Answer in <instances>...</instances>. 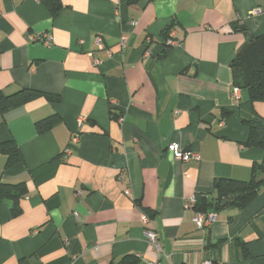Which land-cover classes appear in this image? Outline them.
Returning a JSON list of instances; mask_svg holds the SVG:
<instances>
[{
    "label": "crops",
    "instance_id": "1",
    "mask_svg": "<svg viewBox=\"0 0 264 264\" xmlns=\"http://www.w3.org/2000/svg\"><path fill=\"white\" fill-rule=\"evenodd\" d=\"M61 1L53 17L40 0H0V92L38 93L0 109V184L27 188L20 214L0 197V264H113L128 254L140 264H264V188L205 228L189 204L217 178L249 180L264 158L246 146L244 123L254 110L264 116V100L244 89L236 99L230 67L248 38L231 22L264 34V0ZM171 24L176 46L165 43ZM6 142L23 161L7 164ZM171 144L200 159L183 161Z\"/></svg>",
    "mask_w": 264,
    "mask_h": 264
},
{
    "label": "trees",
    "instance_id": "2",
    "mask_svg": "<svg viewBox=\"0 0 264 264\" xmlns=\"http://www.w3.org/2000/svg\"><path fill=\"white\" fill-rule=\"evenodd\" d=\"M50 10L53 17H56L64 5L61 0H40ZM131 3L137 0H129ZM167 27L168 30L172 27ZM236 31L247 34L246 42L237 51L230 67L234 85L240 89L247 90L250 100L255 103L264 100V34L249 35L244 23L239 21L231 22ZM38 97L37 91L20 90L15 94L0 92V109L7 110L11 106L26 103ZM51 101H58V96H49ZM58 116L52 115L36 122V129L42 133L52 128ZM249 127V136L245 142L248 147H258L264 151V116L257 111L244 120ZM1 150L7 156V164L12 165L23 161L20 148L14 142H6L1 145ZM264 188V158L262 162L256 163L253 174L249 180H237L232 178H217L213 191L200 193L196 196L193 206L196 212L216 214L225 209L246 207L256 198L261 189ZM27 193L25 184H17L12 187L0 184V197H10L13 201V211L20 214V199ZM113 264H140L138 257L128 254Z\"/></svg>",
    "mask_w": 264,
    "mask_h": 264
},
{
    "label": "built area",
    "instance_id": "3",
    "mask_svg": "<svg viewBox=\"0 0 264 264\" xmlns=\"http://www.w3.org/2000/svg\"><path fill=\"white\" fill-rule=\"evenodd\" d=\"M260 12V9L257 11ZM40 40H42V42H44L45 45H51L53 43L52 38L47 35L44 34V36L40 37ZM148 42H151V39L148 38ZM95 43L97 45L98 48L100 49H104L105 48V42L104 39L101 35H98L95 38ZM128 40L127 38L123 37L121 39V47L122 49L125 48L127 46ZM165 43L167 45H171V46H176L179 45L180 42L178 39L175 38V31L172 29V27L168 30V35L165 38ZM107 53L109 56L112 55V51L107 49ZM146 54L148 56H150V52L147 50ZM95 66L96 65H100L101 61L100 59H95L94 63ZM233 96L236 99H239L240 97V88L237 87L236 85L233 87ZM111 105L114 108L117 105L116 100H111ZM116 120L121 123L124 120L123 115H119L116 117ZM84 121V117H80L78 120V124L79 126L82 125ZM81 139V134L79 133V131L74 132L73 136H72V140L71 143L72 144H76L78 141H80ZM169 151L174 153L175 155H180L181 159L185 162H188L190 160H195L198 161L200 159V156L198 153L192 151V150H184L179 144H171L169 146ZM124 177V174H120V178ZM81 193L78 192V195H80ZM196 202V198H191L189 201L190 206L194 205ZM76 217L79 218L78 213H75ZM149 216L146 214V216H144V221L146 223H148V218ZM215 219V214L213 213H201V212H196L195 217L193 218L194 222H196V224L200 227V228H205L206 226H209L212 224V222ZM145 237L147 238L148 242L154 246V248H156L157 250L161 249V242H160V237L157 231L150 229V228H146L145 230ZM203 264H216L215 262H213L212 260H206L203 262Z\"/></svg>",
    "mask_w": 264,
    "mask_h": 264
}]
</instances>
